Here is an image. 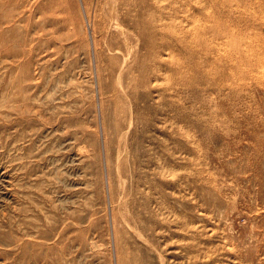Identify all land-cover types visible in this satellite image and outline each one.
Wrapping results in <instances>:
<instances>
[{"label": "rangeland", "instance_id": "374dc122", "mask_svg": "<svg viewBox=\"0 0 264 264\" xmlns=\"http://www.w3.org/2000/svg\"><path fill=\"white\" fill-rule=\"evenodd\" d=\"M234 5L10 2L0 264H264V18Z\"/></svg>", "mask_w": 264, "mask_h": 264}, {"label": "bare ground", "instance_id": "6f19581e", "mask_svg": "<svg viewBox=\"0 0 264 264\" xmlns=\"http://www.w3.org/2000/svg\"><path fill=\"white\" fill-rule=\"evenodd\" d=\"M12 0H0V66H2L3 64H5V58L7 56V48L9 46H12L13 43L12 42V38H8L7 34H8V30H11V32H14V27L13 26H8L7 23L10 20V16H11V8L9 9V5L10 2ZM225 3H233L234 8L233 10H231V12L236 11L237 13H241L242 18H245V20L247 21H258L264 18V9H263V5H264V0H224ZM224 5V4H223ZM221 4V6H223ZM15 8V10H17V5L13 6ZM226 7V6H225ZM233 7V5L231 6ZM229 9V8H228ZM14 10V9H12ZM246 22V21H245ZM15 23V22H14ZM15 25V24H13ZM17 25V24H16ZM16 27V26H15ZM235 28V27H234ZM236 29V28H235ZM10 33V32H9ZM236 33V32H235ZM249 41V38H246ZM254 39V37H253ZM257 39V38H256ZM14 40V39H13ZM15 42V40H14ZM256 42V41H255ZM254 43V42H252ZM258 43V42H257ZM256 43V44H257ZM19 45V44H17ZM244 47V46H243ZM251 47V46H250ZM249 47V48H250ZM255 47V46H254ZM245 48V47H244ZM246 49V48H245ZM253 50V49H252ZM246 51H248V49H246ZM246 51H244L246 53ZM258 51V50H257ZM256 51V52H257ZM243 52V53H244ZM252 52V51H251ZM255 51H253L254 53ZM250 53V52H248ZM257 54V53H256ZM258 56V54H257ZM260 56V55H259ZM258 56V59H259ZM253 57V56H252ZM238 58V57H237ZM254 59H257V57H253ZM257 59V60H258ZM256 60V61H257ZM254 61V60H253ZM242 65L245 66V62L244 60L240 62ZM260 66V65H259ZM258 67V66H257ZM261 67V66H260ZM1 82H4V79H1ZM4 84V83H3ZM6 84V83H5Z\"/></svg>", "mask_w": 264, "mask_h": 264}]
</instances>
